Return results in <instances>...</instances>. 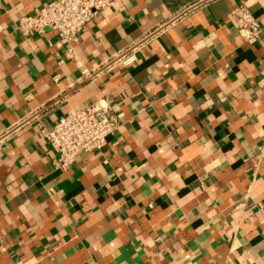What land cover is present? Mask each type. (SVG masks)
I'll use <instances>...</instances> for the list:
<instances>
[{"label": "crops", "instance_id": "1", "mask_svg": "<svg viewBox=\"0 0 264 264\" xmlns=\"http://www.w3.org/2000/svg\"><path fill=\"white\" fill-rule=\"evenodd\" d=\"M50 1L0 0V136L28 122L0 143V264H264V32L230 19L264 30V0H124L73 54L16 27ZM97 102L120 129L58 170L42 129Z\"/></svg>", "mask_w": 264, "mask_h": 264}, {"label": "built area", "instance_id": "2", "mask_svg": "<svg viewBox=\"0 0 264 264\" xmlns=\"http://www.w3.org/2000/svg\"><path fill=\"white\" fill-rule=\"evenodd\" d=\"M123 1L51 0L36 14L22 18L16 27L25 37L31 34L44 37L47 30H51L57 35V46L66 47L69 54H73L82 32L91 21L100 13ZM230 19L238 28L245 43L255 45L261 42L263 27L244 4L232 10ZM132 52L120 54L93 70L84 69L82 78L95 80L102 72L128 67L136 61ZM27 124L28 122H23L0 136V143ZM121 125L120 117L110 106L97 102L86 108L69 111L51 128H43L41 133L57 155V169L66 171L74 165L80 155L102 150Z\"/></svg>", "mask_w": 264, "mask_h": 264}]
</instances>
